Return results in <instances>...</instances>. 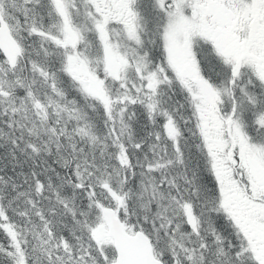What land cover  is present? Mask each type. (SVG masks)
<instances>
[{
  "label": "snow or ice",
  "instance_id": "6c2138e0",
  "mask_svg": "<svg viewBox=\"0 0 264 264\" xmlns=\"http://www.w3.org/2000/svg\"><path fill=\"white\" fill-rule=\"evenodd\" d=\"M0 264H264V0H0Z\"/></svg>",
  "mask_w": 264,
  "mask_h": 264
}]
</instances>
